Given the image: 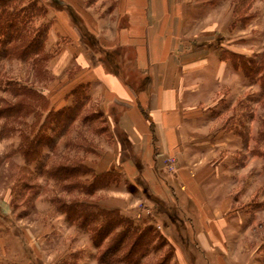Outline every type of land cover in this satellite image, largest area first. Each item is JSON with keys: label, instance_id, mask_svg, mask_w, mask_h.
<instances>
[{"label": "rangeland", "instance_id": "374dc122", "mask_svg": "<svg viewBox=\"0 0 264 264\" xmlns=\"http://www.w3.org/2000/svg\"><path fill=\"white\" fill-rule=\"evenodd\" d=\"M68 1L90 17L87 7L95 0ZM54 4L52 0H10L6 9L19 12L25 6L26 33L35 32L41 46L18 57L13 41L2 45L9 53L0 57V109L20 98L11 92L17 83L39 88L43 94L31 101L33 112L0 117V264H104L102 256L114 231L100 243L93 241L103 219L96 216L99 209L114 211L121 224H127L124 219L131 220L134 229L130 232L135 234L138 228L149 227L153 239L136 264H207L206 255L212 263L215 259L221 264H264V0H234L232 47L244 54L234 52L231 58L228 52V60L235 62L239 55L248 62H242L241 67L242 60L231 61L239 76L228 89L231 96L226 98L221 88L214 96L217 104L211 108V116L217 121L202 136L218 147L209 152L212 162L199 164L207 173H202L196 186L201 196L196 203L185 195L178 200L159 181L151 186L138 176L136 185L125 184L118 170H113L116 183L82 188L95 172L92 164H98L104 155L112 161L122 154L130 156V146L116 133L119 144L115 148L120 153L109 148L113 133L102 113L87 100L70 122L48 120V125L45 120L51 110L75 99L71 89L64 94V101L52 102L59 90L64 91L65 87L57 86L63 85L67 75L65 63L59 64L61 78L53 73L58 68L54 56L65 40L56 41L53 32L55 9H59ZM241 27L243 32H239ZM223 39L219 34L212 44L225 57L228 54L220 50ZM209 128L216 130L210 133ZM36 132L49 137L51 145L40 146L37 156L26 158L21 152L23 136L30 138ZM176 162L175 156L166 153L162 169L173 172ZM63 165L80 166L82 172L73 178L55 176L54 169ZM128 188L132 193H115ZM152 188L158 191L157 197L148 195ZM112 189L115 192L111 193ZM77 203L90 205L94 218L88 224H82L80 218L68 219L64 212L65 205ZM193 225L215 226V237L202 230L196 235L191 231ZM119 229L117 226L115 231ZM106 260L107 264H127L120 251Z\"/></svg>", "mask_w": 264, "mask_h": 264}, {"label": "crops", "instance_id": "0c3cea01", "mask_svg": "<svg viewBox=\"0 0 264 264\" xmlns=\"http://www.w3.org/2000/svg\"><path fill=\"white\" fill-rule=\"evenodd\" d=\"M52 2L59 7L56 41L65 39L54 56L58 68L53 73L61 78L59 64L67 69L63 85L57 86L64 91L54 93L52 102L64 101V94L81 85L85 100L102 113L113 133L109 148L120 153L116 133L130 146V156L122 154L116 161L104 155L92 164L95 172L115 164L125 184L136 185L139 176L151 186L159 181L178 200L185 195L199 201L196 186L207 173L199 164L212 162L209 152L218 147L202 132L217 121L211 116L217 89L231 96L228 89L239 77L229 53L244 54L232 47L234 0H95L88 4V18L71 1ZM211 34L224 37L220 50L227 56L219 54ZM166 153L177 159L173 172L162 169ZM128 192L132 189L115 193ZM148 195L157 197L158 191L152 188ZM214 227L193 225L191 231L212 234ZM205 260L221 264L207 255Z\"/></svg>", "mask_w": 264, "mask_h": 264}, {"label": "trees", "instance_id": "16d2710c", "mask_svg": "<svg viewBox=\"0 0 264 264\" xmlns=\"http://www.w3.org/2000/svg\"><path fill=\"white\" fill-rule=\"evenodd\" d=\"M9 1L10 0H0V57L5 56V54L9 53V48H4L2 45L10 41H13L14 43L12 48L19 51L18 57H23L27 53H31L33 51L35 52L36 50L40 49V39L38 38V35L35 34V32L33 34L26 33L28 31L25 30L24 24V17L26 16L25 6L21 7L19 9V12H9L6 10L8 9V6H10L8 5ZM14 9L16 10V8ZM21 13H23L22 16H20ZM17 38H19L18 42H16ZM20 41L21 43H19ZM230 56L232 58L235 55L231 54ZM236 60L241 61L242 59L239 58V55H236L235 62H237ZM242 62L247 63L248 60H242L241 63H239L241 67L243 66ZM262 85L264 88V80L262 81ZM79 90L81 91L80 96L78 94ZM71 91L75 95L74 101L72 103L63 105L58 109L51 110L49 112L50 114L46 115L45 117L48 125V120L50 122L54 120L55 122H57V124H64L65 122H70L75 118L76 114L80 110L81 103L85 100V95L81 88V85L74 87ZM11 92H13L14 96H19L20 98L18 99V101L12 102L7 107L1 108L0 117L2 115L16 117L19 114L26 115V113L33 112L35 104L31 101L34 102L43 94L39 88L30 86L25 87L21 84V82L17 83V87H12ZM86 118L87 117H84V119ZM46 121L43 124H45ZM48 128L53 130L52 127ZM23 139L25 141V144L24 149L21 152L26 158L37 156L40 146L51 145V139L49 137L37 134V132L30 138L29 136L24 135ZM57 167L58 168L54 169V174L59 178H73L78 173L82 172L80 166L77 165L71 167L63 165V167ZM113 170L115 169L113 168L110 170L108 169L99 172H91L92 179L86 184V187L82 186V188H86L87 190L90 189V187H101L106 186V184L116 182V175ZM89 206L90 205L83 203H80L79 205L77 203L68 207L67 205H65L64 212L66 213L68 219H72L73 217L80 218L82 220V224H88V220L90 218H94L92 210L89 209ZM96 212V216L103 219H101V222L98 223V229H96V231L92 235L93 241H95V243H100L102 240H104L105 236L114 231V237L106 246L102 256V259H105V261L102 262L104 264H107L109 260L106 259H108L110 255L117 254L118 251H120L123 259L127 261V264H136L139 258L142 256L143 250L149 247V243H151L153 239V237L151 238V230L149 229V227L138 228V234H135L133 232H130L131 229H134L131 220L124 219L126 220L125 223L127 224H121V217L113 214L112 212L114 211L99 209L96 210ZM117 226H120V229L115 231V228Z\"/></svg>", "mask_w": 264, "mask_h": 264}]
</instances>
